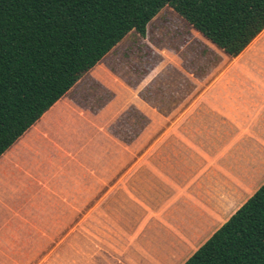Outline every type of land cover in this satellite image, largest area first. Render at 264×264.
I'll return each mask as SVG.
<instances>
[{
    "label": "crops",
    "instance_id": "crops-1",
    "mask_svg": "<svg viewBox=\"0 0 264 264\" xmlns=\"http://www.w3.org/2000/svg\"><path fill=\"white\" fill-rule=\"evenodd\" d=\"M220 50L170 108L147 109L106 70L96 80L109 97L99 89L106 98L95 105L84 94L72 99L81 78L21 135L0 156V264L42 258L45 228L65 237L109 226L96 237L112 250L127 245L106 252L105 264H183L206 242L264 183V30L235 57ZM131 104L154 122L137 125L116 155L115 118ZM99 212L119 216L99 223Z\"/></svg>",
    "mask_w": 264,
    "mask_h": 264
},
{
    "label": "trees",
    "instance_id": "trees-1",
    "mask_svg": "<svg viewBox=\"0 0 264 264\" xmlns=\"http://www.w3.org/2000/svg\"><path fill=\"white\" fill-rule=\"evenodd\" d=\"M166 6L233 57L264 30V0H0V156ZM183 264H264V183Z\"/></svg>",
    "mask_w": 264,
    "mask_h": 264
},
{
    "label": "rangeland",
    "instance_id": "rangeland-1",
    "mask_svg": "<svg viewBox=\"0 0 264 264\" xmlns=\"http://www.w3.org/2000/svg\"><path fill=\"white\" fill-rule=\"evenodd\" d=\"M220 51L219 48L206 39L172 7L166 6L149 23L145 35L134 30L128 33L123 40L96 64L97 66L95 65L96 68H92V70L90 69L85 73L81 77L82 79H79L80 82L76 88L70 92V97L72 98L76 94H84L85 97L87 95L89 99H92L93 105L97 103L98 99L105 100L106 95L103 93L99 94L98 90L102 89V91L108 93V97L111 94V90L104 89L105 85L100 83L98 79L96 80V78L103 76L104 71L107 70L110 76L108 79L113 81L114 87L117 84L115 88L119 89L121 85L130 88L131 98L137 100L138 97L140 101L143 99L147 109H154L156 107L170 108L174 106V99L176 97L181 98L184 92L192 91V86L200 85L190 84V78H193L197 82L198 80L195 77H201L202 75L203 60H213L216 56H219ZM195 91L198 90L195 89ZM128 107V109L127 107L124 108L126 111L121 117L118 118L116 116L115 118L113 139L116 155H120V143L132 141L136 138L138 133L137 125L154 122V117L141 114L138 106L131 104ZM136 150L137 148L130 147L128 153L130 157L135 155L134 151ZM246 150L245 147L244 151L246 152ZM116 166L114 164V167ZM261 170H264V164H261ZM263 175L259 176V183H263ZM49 197L56 202L58 200L61 201L60 199L63 198L60 195L58 197ZM78 198L76 197V199ZM87 198V196H83L82 201H87ZM117 198L121 202L122 197H115V199ZM45 199L47 200V197ZM165 207L164 203L156 206V208H159V212L157 213H161L162 215L161 223L166 222L164 218ZM47 214L45 212V217ZM60 214L61 212H52L45 219L58 218ZM118 216H115L113 212H99L97 220L99 223H105L107 220L117 218ZM87 218L89 217L87 216ZM61 230L57 228H45V252L42 258H34L31 261H26V263L105 264L107 262L105 259L107 258L105 256L106 252H121L120 247L127 245L126 243H114L112 245L114 250H112V246L109 249L104 239L96 237L95 233L100 235L103 232L109 231V226L98 228L83 227L80 230V234L72 232L65 237L61 236V233L57 235V231ZM195 231L196 229L194 228L189 229L190 235L192 236ZM130 237L132 246V235ZM59 239L60 241L57 243L56 240ZM116 245L120 248L119 251H117ZM195 245L190 244L192 248ZM34 255H37V252ZM112 262L116 263L115 260Z\"/></svg>",
    "mask_w": 264,
    "mask_h": 264
}]
</instances>
